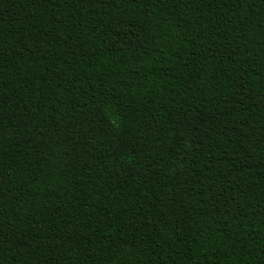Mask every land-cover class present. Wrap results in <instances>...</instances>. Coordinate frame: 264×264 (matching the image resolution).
Listing matches in <instances>:
<instances>
[{"label":"trees","instance_id":"1","mask_svg":"<svg viewBox=\"0 0 264 264\" xmlns=\"http://www.w3.org/2000/svg\"><path fill=\"white\" fill-rule=\"evenodd\" d=\"M0 264H264V0H0Z\"/></svg>","mask_w":264,"mask_h":264}]
</instances>
